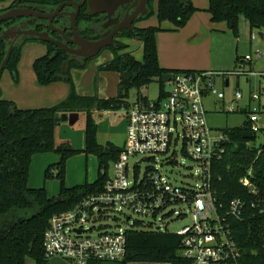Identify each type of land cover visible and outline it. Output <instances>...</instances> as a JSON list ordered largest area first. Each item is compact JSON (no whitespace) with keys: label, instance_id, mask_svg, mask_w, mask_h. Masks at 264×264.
Masks as SVG:
<instances>
[{"label":"trees","instance_id":"obj_1","mask_svg":"<svg viewBox=\"0 0 264 264\" xmlns=\"http://www.w3.org/2000/svg\"><path fill=\"white\" fill-rule=\"evenodd\" d=\"M64 0H17L15 6L28 4L53 11ZM209 13L213 23L226 22L234 36H238L239 18L244 16L252 29L264 30V0H209ZM150 14L154 13L150 7ZM199 10L191 0H158L157 17L160 23L174 25V32L185 28ZM99 17V15H98ZM100 18L96 23H100ZM94 18L87 14L83 7L79 20V28L85 38L93 40L97 28L88 29V23ZM101 20V21H100ZM136 23V24H137ZM10 24L5 22L4 25ZM3 25L0 24V36ZM98 27V26H97ZM102 28V27H101ZM135 33L126 32L123 38L138 39L143 46V61H139L132 53H123L129 46L117 42L116 48H107L113 52V59L100 66L99 71L115 72L120 76L118 95L114 98L98 96H80L76 93L72 72L84 69L89 62L83 64L71 59L67 52L51 43H43L47 53L34 62L33 68L41 86L55 83H66L72 86L71 94L59 105L52 108L21 109L13 101L2 98L0 91V264H48L45 255L44 236L54 216L74 208L87 195L101 191L109 176L110 163H114L122 148L111 143L102 146L98 143V123L96 114L115 112L131 106L130 92L138 91V101L149 103L141 90L153 81L160 83L159 100L167 96L164 90L165 74L195 71H171L161 68L159 64L157 36L163 32L161 27H134ZM89 31V32H87ZM9 43L0 39V66L6 58ZM22 47L12 54L7 65L13 78L18 81V64ZM240 57H237V62ZM197 72V71H196ZM0 73V78H1ZM67 113H84L86 118V154L99 158V178L92 184L67 188L65 185L66 160L76 151L70 144L58 146L56 143L57 118ZM242 128L224 130L226 153L214 167L215 189L220 202L225 205L233 198H243L250 203L252 196L240 183L247 172H253L252 182L259 194L264 198V145L259 148L251 146ZM58 152L61 161L48 168L46 178L56 174L61 182L58 197L50 198L45 189H32L28 178L33 157L38 154ZM105 171V173H103ZM247 218L233 223L234 238L241 251L240 264H264L261 219L257 214L253 217L252 209L247 210ZM179 236L168 233L150 231H130L127 233V256L119 262L99 261L92 264H130L168 263L185 264L180 256Z\"/></svg>","mask_w":264,"mask_h":264},{"label":"built area","instance_id":"obj_2","mask_svg":"<svg viewBox=\"0 0 264 264\" xmlns=\"http://www.w3.org/2000/svg\"><path fill=\"white\" fill-rule=\"evenodd\" d=\"M261 56L257 54L258 58ZM253 63L254 58L249 55L241 58L230 72L172 74L166 83L171 90L165 98L147 104L137 101L128 109L113 112L116 119L123 114L128 122L126 142L113 163V175L108 176L101 191L87 195L71 210L53 217L44 236L46 257L61 258L71 264L119 262L127 256V233L148 227L150 232L179 236V252L185 264H240L241 251L234 238L233 223L245 220L250 206L253 217L257 214L261 219L264 230V198L252 182L250 169L240 183L253 200L248 203L243 198H233L226 205L220 202L214 167L226 153V136L224 131L215 132L209 126L206 101L214 99V106L221 112H238L243 91L238 86L228 103L224 86L230 85V76L264 79V71L253 70ZM217 80L223 86L220 89ZM242 112L247 116L246 132L256 141L257 134L264 133L260 125V114L264 113L261 84L258 91L251 90ZM180 153L197 167V184L175 185L162 172L163 166L177 164ZM138 156L142 160L130 168V158ZM158 158L166 160L159 164ZM148 161L156 166L140 176V164ZM124 211L150 222L134 221L129 228L119 227L115 231L108 227L96 228L99 220L109 218V212L122 214ZM189 216L191 224L177 232L169 230L172 222ZM126 222L131 223V216H127ZM94 231L96 235L92 234ZM262 243L264 251V233Z\"/></svg>","mask_w":264,"mask_h":264},{"label":"rangeland","instance_id":"obj_3","mask_svg":"<svg viewBox=\"0 0 264 264\" xmlns=\"http://www.w3.org/2000/svg\"><path fill=\"white\" fill-rule=\"evenodd\" d=\"M205 4L208 0L203 1ZM158 0H151L150 7L153 15L136 24L143 28L149 26H158L163 29V33H172L175 29L174 25L168 22L160 23L157 17ZM209 12V11H208ZM206 36H204V47H209L211 61L210 69L212 70H228L232 71L236 65L237 57L243 58L252 55L254 63L251 66L257 72L264 71V30L252 29L244 16L239 18L238 36H234L231 27L226 22L210 23ZM161 36V35H159ZM158 36V38H159ZM256 36L253 40L252 37ZM207 39V40H206ZM211 40V41H210ZM162 42V40L160 39ZM209 43L207 44L206 43ZM128 45L129 47L123 53H132L137 60L143 61L144 53L142 42L138 39L122 38L118 41ZM47 47L38 42H33L25 45L21 51V57L18 64V81H16L9 70H5L0 78V91L2 98L13 101L21 109H41L52 108L65 101L71 94L72 86L66 83H59L50 86H41L38 84L35 72L34 62L46 55ZM261 53V58L257 54ZM80 64L84 63L81 57L74 58ZM113 52L110 49L103 50L98 56L90 58L84 69L74 70L72 79L75 85L76 93L80 96H98L99 98H114L118 95V87L120 76L115 72L99 71L101 65L112 61ZM217 87L220 89L222 84L219 80ZM230 85L225 88L227 102L229 103L236 89L239 88L244 93V99L239 103V110L236 113L221 112L219 107L214 106V99L206 101L208 109L207 121L209 126L215 132H221L228 128H242L247 120V116L242 112V107L248 101V96L251 90L258 91L259 85L264 88V79L260 77H251L249 80L242 78L236 79L234 76L229 77ZM223 87V86H222ZM165 91H170L171 86L165 84ZM150 101L156 102L160 96V83L158 80L153 81L147 88L141 90ZM138 98L136 89L130 92V103H135ZM236 106V107H237ZM73 114H79V120L75 125L67 124L59 125L56 128V143L58 146L70 144L75 154H72L66 160L65 169V185L67 188H73L79 185L92 184L99 178V158L93 154H86V118L84 113H67L69 117ZM119 120L115 119L114 113H107L97 119L100 127L99 142H105L109 135L116 136L119 142L123 143L127 138L126 119L123 114H120ZM64 116V115H62ZM260 125L264 129V113L260 114ZM181 131V128H180ZM219 136V134H218ZM264 145V133L257 134V139L251 142V146L259 148ZM181 151V146L178 148ZM142 160V157L130 158V168L134 167ZM165 158H158L157 162L161 164ZM178 162L174 166H163L162 172L168 175L175 185H195L198 183L196 176L198 169L191 160L186 159L181 155L178 156ZM61 161V154L52 152L47 154H38L33 157L30 165L28 183L32 189H45L50 198L58 197L61 191V182L53 173L52 177L46 178L48 168L52 165H57ZM152 161L142 162L140 164L139 175L143 176L146 169L155 167ZM109 175H113V164L110 163ZM131 216V223L127 224L126 218ZM108 219L99 220L96 228L108 227L111 230L126 229L132 225L134 221L150 222L148 219H141L139 216L124 211V213L109 212ZM192 223V218L189 216L184 220H175L171 223L169 230L177 232L184 226ZM91 227V225H86ZM144 231H150L148 227H142ZM97 234V231L92 233ZM31 263V260H28ZM132 264H168V263H138Z\"/></svg>","mask_w":264,"mask_h":264},{"label":"water","instance_id":"obj_4","mask_svg":"<svg viewBox=\"0 0 264 264\" xmlns=\"http://www.w3.org/2000/svg\"><path fill=\"white\" fill-rule=\"evenodd\" d=\"M85 1H87L89 7V10L87 12L88 15H106V17L108 18V22L104 25L105 28H110L114 26L115 23L119 22L117 28H115V30H113L110 35L95 41H90L81 37L77 27V21L80 15L81 5ZM150 1L151 0H82V3H78L75 1L66 2L59 5L55 12L51 14H42L30 9L15 8L0 15V24L3 22L17 20L21 18H36L38 20L49 21L52 31L61 34L64 38V41L52 39L45 33H38L37 37L46 39L44 42L54 44L57 47L63 49L65 52L68 53L71 59L75 60L74 58L82 57L85 62L87 59L98 56L101 51L107 48H116L117 46L114 42V38L122 30H127L128 32L135 33L133 25L138 21L143 20L150 14ZM65 6L75 7V12L61 14V11ZM125 8L127 10L125 11V15L122 18V12L123 10H125ZM117 12L119 15L116 19H113ZM60 15H67L70 17V31L73 35V38L67 37L62 30H59L54 27L53 20ZM69 44L76 46V48H71ZM12 51L13 46L9 49L8 55L0 67V73H3L6 70L12 55ZM171 77L172 74H165L163 76L164 82L168 83ZM78 120L79 114L71 115L70 119L68 116L64 115L57 118V125L59 126L62 124H67L68 122L70 125H75ZM243 137L246 140L253 139V135L250 132H244Z\"/></svg>","mask_w":264,"mask_h":264},{"label":"crops","instance_id":"obj_5","mask_svg":"<svg viewBox=\"0 0 264 264\" xmlns=\"http://www.w3.org/2000/svg\"><path fill=\"white\" fill-rule=\"evenodd\" d=\"M11 1L12 0H9V2ZM203 1L204 0H191L193 5L199 11L192 17V19L185 28L177 32L158 34V36L161 35L159 36V38L157 36L159 64L161 68L171 71L230 72L228 70L222 71V70L210 69V65H211V61L209 60L210 49L207 46L204 47L205 45L204 36H206L205 34L206 32H209L208 28L209 26H211L210 23L212 22V18L210 13L208 12L210 6L209 0L206 4ZM147 27H143V28H147ZM149 27H156V26H149ZM160 39L162 40V42L160 41ZM236 65H237V61H236ZM236 65L234 69L236 68ZM55 84H59V83H55ZM224 87L226 88L228 87V85L225 84ZM157 101H159V99ZM107 113L110 114L113 112H104L102 114H96V118L97 119L101 118L103 115ZM126 124L128 125L127 120H126ZM99 131H100V127L98 125L97 140L100 145L105 146L108 143H111L118 148L124 147L126 140H124L123 143H121L119 142V139L116 136L113 137L112 135H109L108 139L105 142L104 141L99 142ZM27 264H34V263L28 262ZM48 264H71V263L61 258H52L49 260Z\"/></svg>","mask_w":264,"mask_h":264},{"label":"flooded vegetation","instance_id":"obj_6","mask_svg":"<svg viewBox=\"0 0 264 264\" xmlns=\"http://www.w3.org/2000/svg\"><path fill=\"white\" fill-rule=\"evenodd\" d=\"M16 1L17 0H12L11 2H9V0H0V15L4 14L10 10H13L15 8L30 9V10H33L35 12L42 13V14L54 13L55 10L58 8V6H57L55 8V10H53V11L44 12L46 10L43 7H39L37 5L28 4L26 6H15ZM74 1L78 2V3H82V0H64L59 5H61L62 3L74 2ZM83 7H86L87 12H88L89 7H88L87 1H85L81 5L80 14H81ZM126 10H127L126 8H125V10H123L122 18L124 17ZM72 12H75V7L65 6L62 9L61 14L72 13ZM118 15L119 14L117 12L115 14V16L113 17V19H116ZM100 16H102L101 18L103 20L102 21L100 20L101 21L100 23H96V21L100 18ZM79 17H80V15H79ZM78 20H79V18H78ZM8 22H10V24L4 25L5 22L1 23L3 25V27H2L3 30L1 32L0 39L8 42L10 44L9 49L13 46L12 54L16 48H18V47L23 48L25 45H27L29 43H33V42L45 43L44 41L46 39H42V38L37 37L38 33L39 34L45 33L52 39L64 41L63 40L64 38L61 34H59L58 32L52 31L49 21L38 20L36 18H21V19H17V20L8 21ZM70 22H71V19L69 16L60 15L53 20V25L55 28L62 30L67 37L73 38V35L70 31ZM107 22H108V18L106 17L105 14H99V17H98V15L94 16V18L87 24L88 29H90V28L96 29L97 28V31L95 32V34L93 36H89L90 38H93V40H90V41H95V40H99V39L107 37L108 35H110L112 33L113 30H115V28H117V26L119 24V22H118V23H115V25L110 27V28H105L104 25ZM135 26H136V23L133 25V27H135ZM77 27H78L79 34L81 35V37L85 38L84 35L82 34L85 31L84 27L79 28L78 23H77ZM87 32H89V31H87ZM126 32H128V31L122 30L118 35L115 36V38H114L115 44H117V42L123 38L121 36H123V34H125ZM85 39H87V38H85ZM87 40H89V39H87ZM69 46L71 48H76V46H74L72 44H69ZM9 49L7 51V55H8ZM7 55H6V57H7ZM11 57H12V55H11Z\"/></svg>","mask_w":264,"mask_h":264}]
</instances>
